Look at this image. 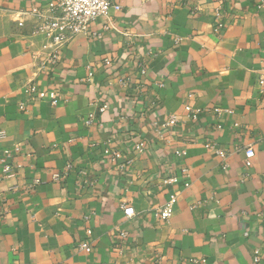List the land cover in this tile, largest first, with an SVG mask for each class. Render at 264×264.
I'll return each mask as SVG.
<instances>
[{
  "label": "crops",
  "instance_id": "crops-1",
  "mask_svg": "<svg viewBox=\"0 0 264 264\" xmlns=\"http://www.w3.org/2000/svg\"><path fill=\"white\" fill-rule=\"evenodd\" d=\"M52 1L0 0V264H264V0H115L39 69Z\"/></svg>",
  "mask_w": 264,
  "mask_h": 264
},
{
  "label": "built area",
  "instance_id": "built-area-1",
  "mask_svg": "<svg viewBox=\"0 0 264 264\" xmlns=\"http://www.w3.org/2000/svg\"><path fill=\"white\" fill-rule=\"evenodd\" d=\"M110 9L118 11L120 7L115 3V0H53L46 8L33 10L32 12H21L16 20L18 27H23L30 19L31 36L40 40L39 69H44L48 66H54L60 56L61 48L74 36L85 35L88 32L90 23L97 18L106 17ZM217 20L216 30L224 28L222 16L219 12L215 14ZM140 73L144 74V68H140ZM90 73L88 76L90 77ZM22 92L28 101L47 100L52 106L58 103L59 97L53 90H39L37 86L30 82L26 83L22 88ZM20 108H25V103L20 104ZM107 106L100 108L101 112L105 111ZM185 110L189 113L192 119H196L193 109L186 106ZM219 110H216L218 112ZM89 123V122H88ZM177 119L169 118L167 126L175 125ZM5 137V133L0 131V140ZM18 149H16L17 151ZM220 158H225V153L219 149L214 150ZM104 154L112 160L114 155L105 151ZM184 153H177V156ZM254 157V150L251 146L244 149V164L246 167L251 166V159ZM10 158V152L7 151L5 156L0 159L2 163V178L14 176L12 166L7 162ZM57 178V175L54 176ZM176 183L175 178H168L165 184ZM176 203V195H169L168 200L156 211L155 217L162 223H167L172 217L174 205ZM123 214L130 218L135 215L134 209L127 207L123 208ZM85 247V246H84ZM255 261L258 260V252H255Z\"/></svg>",
  "mask_w": 264,
  "mask_h": 264
}]
</instances>
